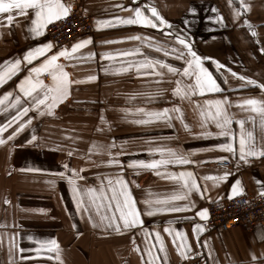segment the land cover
Returning a JSON list of instances; mask_svg holds the SVG:
<instances>
[{"label":"crops","instance_id":"crops-1","mask_svg":"<svg viewBox=\"0 0 264 264\" xmlns=\"http://www.w3.org/2000/svg\"><path fill=\"white\" fill-rule=\"evenodd\" d=\"M61 2L68 6L70 11L80 10L92 19L94 32L83 39L90 37L93 43L81 49L80 53L91 51L96 56L95 59L86 62L73 61L71 63L75 64V67L66 68L71 79H80L85 82L72 85L71 95L54 109L53 116L40 117L35 111H30L24 119L33 117L32 125L26 127L14 141H7L6 137L16 125L3 134L6 143L0 145V264H9V239L13 235L18 246L26 249L22 255L28 259L20 260V254L17 252L12 264H61V261L63 264H142V258L146 264L147 257L143 255L144 237L138 234V229L118 234L113 230L93 228L88 222V214H77L72 192L66 180L52 175V173L63 171V165L67 163L70 168L86 169L81 173L85 179L77 181V185L82 190L89 186L98 187L104 176L119 173V168L107 165L106 162L110 158L107 153L98 154L95 151L89 153V149L93 144L111 143L116 144V147L111 149L113 154L117 151L125 152L124 155L117 157L124 167L121 174L128 182L137 201V208L141 211L144 222L143 226L150 232L153 229L160 232L166 248L167 264H213V260L216 264H264V255H262L264 239H261L264 236V228L262 227H257L252 232L239 228L224 233L205 229L200 234L199 241L193 234L195 224L199 223L205 228L206 222L195 213L201 209H207V205L211 202L226 199L236 179L241 181L242 194L259 195V185L256 180L264 181V158H250L249 164L239 161L238 137L234 141V147L237 149L235 159L231 154L219 150L200 151L224 142V138H197L196 134L203 129L199 126V111L191 102L227 96L233 104L229 111L235 113L237 118H247L249 115L255 117L256 114L241 111L235 107V103L242 98L264 99V93L259 87L239 88L242 82L231 77L230 73H225L228 83H224L223 77L215 72L210 61H205V66L213 71L223 91L205 96L196 95L191 97V100L183 101L172 95V89L175 88V80L178 77L170 74L166 73L163 82L159 85L152 82L159 78L138 76L134 70L128 73L105 74L102 67L109 64V61L100 59L101 52H115L118 49L124 50L137 46H140L142 52L149 57L165 59L176 67L182 68L184 65L182 61L171 57L165 58L162 53L140 45L139 41L104 43L107 40L121 39L130 35H150L156 40L168 39L157 29L130 25L98 30L96 25L99 19L131 15L117 5L154 6L176 30L185 28L183 21L186 18L191 21L186 32L194 41L193 47L198 54L213 57L238 74L264 83V54L260 52V48L264 47V0H243V3L248 6L246 11L240 7L241 0H232L231 4L229 0H61ZM212 7H215L219 15L223 17L224 24H213L207 19L209 16L216 15L211 11ZM193 8L196 10L194 17L190 15ZM143 10L146 15H151L146 8ZM234 10L241 13L238 19L233 16ZM15 13L16 10H13L14 22L10 26L7 25V14L0 13V24L4 25L0 27V62L10 58L22 59L23 53L30 47L49 42L45 34L39 38H32L27 31L31 19L34 18L32 10H28L27 16H18ZM245 19L253 25L257 32L256 37H253L249 29L243 26ZM58 50L53 48L52 52ZM43 59L44 57H39L31 65H22V71L0 87V95L15 90L16 84L27 74L28 68L38 65ZM125 59L131 58L118 57L114 66L119 67V61ZM59 62L68 63L63 58ZM221 71L224 70L221 69ZM90 75H96L97 80L87 82V77ZM41 78L45 83L50 82L47 73L42 74ZM184 82L191 83L192 80L189 78ZM157 87L165 91L155 102H149L145 96L136 95L155 90ZM173 105L182 108L184 122L191 126V133L185 131L180 122L175 120L173 128L162 124L143 126L132 123V120L141 118L134 114L137 107L161 109ZM126 108L132 111L123 112L122 109ZM10 111L15 114L13 110ZM101 115L105 117L107 124L101 123ZM5 119L6 115L0 114V123H3ZM245 127L253 130L254 136L257 140L259 139L258 126L253 129L252 124L247 123ZM232 128L235 132H239L235 122ZM207 130L218 131L214 125H209ZM33 133L38 136V141L33 144L26 143ZM169 136L173 139H155L153 144L147 143L148 140L157 137ZM122 144L123 147H121ZM157 145L168 146L180 152L194 153L190 158L198 163L168 166V170L173 172L193 171L201 188L205 186V183L207 184L209 191L205 193L203 199L196 193L192 194L191 199L196 206L191 211L158 213L151 217L143 215L145 208V205L141 203L143 199L170 194L177 187L174 181L155 175L156 170H134L127 167V162L130 160L159 159V154H149L148 151L149 147ZM69 150H73L71 157L67 155ZM221 156L229 157L227 160L230 163L229 168L215 167L216 163L222 162L216 159ZM237 161L240 163L239 169L235 168ZM27 168L39 169V171H20ZM225 172L230 173L227 180L221 181L217 187H213V182L210 180L204 182L199 179L204 175L217 176ZM67 175L71 173H66ZM149 193L153 196L149 197ZM85 202L87 203V197ZM176 203L184 204L186 201ZM41 209L43 211H40ZM89 211L93 220L99 223L95 210L90 208ZM72 224L77 226L76 229L72 228ZM165 227L185 233L193 252H199L201 255L191 259L182 258L177 251L179 241L177 240L174 244L172 236L164 232ZM78 233L82 234L78 235ZM29 236L38 239H56L61 249L60 259H55V252H44L37 257L34 249L38 245L29 241L27 239ZM133 237L136 241L135 247L140 249L139 252L133 250L134 246L131 242ZM151 239L154 243L155 236L153 235ZM205 240L212 249V260L207 259L208 252L202 246ZM156 247L158 250L159 246ZM253 255L257 257L255 261H253ZM49 256L53 258L49 259ZM160 259L163 264V254H160Z\"/></svg>","mask_w":264,"mask_h":264},{"label":"snow or ice","instance_id":"snow-or-ice-1","mask_svg":"<svg viewBox=\"0 0 264 264\" xmlns=\"http://www.w3.org/2000/svg\"><path fill=\"white\" fill-rule=\"evenodd\" d=\"M232 0H229L231 4ZM123 11H128L131 15L122 17L119 15L114 16L112 19H99L96 21L97 29L115 28L119 26L138 25L144 28L157 29L163 34L166 40H156L150 35H130L116 40L104 41L106 44L122 43L125 40L139 41L140 45L149 49H154L157 53H162L163 57H171L175 60L182 61L183 67L173 66L171 63L166 62L165 59L152 58L145 55L142 52L140 46L116 50L115 52H101L100 59L109 61V64L102 67V71L105 74H120L135 71L138 76L145 77H157L152 81L159 85L163 82L165 74L178 77L175 80V88L172 89V95L179 97L181 101L184 99L191 100V97L199 95L205 96L206 94L221 93L223 89L217 82V78L213 71L209 67L205 66V61H210L211 65L215 69V72L219 73L224 79V83H228V77L225 73H230L231 77L238 79L242 83L238 86L243 89L248 86L259 87L261 92L264 93V83H259L257 80L247 77L245 75L238 74L231 68L220 63L213 57L203 56L198 54L194 49V41L191 40L186 32L187 26L191 24L189 19L183 21L185 28L176 30L174 26L167 21L154 6H135L125 7L124 5H117ZM241 9L247 10L248 6L241 0ZM146 8L151 15H146L143 10ZM13 10H16L15 15L27 16L28 10H32L34 18L30 21V26L27 27V31L31 34L32 38H39L45 34V29L49 24H52L56 20H60L67 16L70 9L61 0H0V13L7 14V25H12L14 22ZM215 16H209L207 19L213 24H224V19L215 7L211 8ZM240 11L234 10L233 16L238 19ZM190 15L193 17L196 15V10L193 8L190 11ZM0 24V27H3ZM243 26H246L253 37L257 36L252 24L248 20L243 21ZM92 39L85 38L72 44L71 48H61L56 52H52L54 44L52 42L40 43L34 47L27 49L21 58L7 59L0 62V87L6 84L20 71H22V65H31L33 61L39 57L44 59L35 66L28 68L27 74L21 78L15 86V90H10L0 95V114H5L6 119L3 123H0V145H3L7 141H14L15 138L25 130L26 127L32 125L33 117H29L27 120L24 117L28 116L30 111H35L38 116H53L54 109L71 95L70 89L72 85H78L84 83V80L71 79L70 73L66 71L67 67H75L76 62H86L95 59L96 54L94 52L80 53L81 49L86 48L92 44ZM259 43V41H257ZM261 54H264V47L260 48ZM48 53H51L48 55ZM78 53H80L78 55ZM118 57L131 58L119 61V67H115ZM139 57V58H138ZM63 58L68 63L59 62ZM221 69L224 71L222 72ZM166 70V72H165ZM47 73L50 77V82L45 83L42 79V74ZM191 79V83H185L186 79ZM97 80L96 75H90L87 77V82H94ZM165 90L157 87L155 90L137 93L136 95L145 96L149 102H155L159 97L163 95ZM14 96V98H12ZM195 104L196 109L199 111L200 121L199 126L203 131L197 133V138H224V142L217 143L210 148L201 149L200 151H212L219 150L231 154L233 159L237 155V149L234 147V141L238 137V155L239 161H243L244 164L250 163V158H264V99L261 98H242L235 103V107L239 108L243 112L255 113L256 116L249 115L247 118H237L235 113H231L229 109L233 107V104L229 101L227 96L223 98H209L202 102L191 101ZM10 110H13L15 114H12ZM103 111V110H102ZM125 113H130L131 109H122ZM135 115L141 118L132 120V123L136 125H154L162 124L168 128H173V121H179L185 131L191 133V126L184 122V113L181 107L173 105L171 107H163L161 109H147L144 107H137L135 109ZM258 117V121H257ZM100 121L102 124H107L105 117L101 115ZM235 122L239 127V132H235L232 128V124ZM247 123L252 124V128L257 126L260 130V136H254L253 130L247 129L245 126ZM16 127L13 131L7 135L6 140L3 134L10 128ZM209 125H214L218 130L216 132L208 131ZM110 127V125H109ZM38 136L33 133L26 141L28 144H33L38 141ZM155 139L171 140L173 137H157L152 140H148V144H153ZM127 143V142H124ZM22 146V145H21ZM116 147L115 143L108 145H96L93 144L89 149V153L96 152L98 154L107 153L109 160L106 162L108 166H117L119 173L115 175L104 176L100 180L98 187L89 186L84 190L77 185L78 180H84L85 177L81 175L86 171L85 168H70L67 163L63 165V171L52 173L54 176H59L61 179H65L72 192V199L75 205L77 214H88V222L91 223L93 228H102L104 230H113L118 234H124L130 232L133 229H138V234H142L144 237V250L143 255L147 257L146 264H161L160 254L164 255L163 264H167V254L164 244V240L161 237L159 231L153 229L151 232L148 228L144 227V222L141 218V211L137 208V201L135 200L128 182L124 179L123 173L124 167L122 162L117 158L124 155L125 152L117 151L115 154L111 152V149ZM123 147V144L121 145ZM149 154H159V159H151L145 161L143 159L130 160L127 162V167L138 169H151L156 170L155 175L160 176L163 179L174 181L177 187L170 193L164 195H158L154 198H146L141 201L145 205L143 209V215L154 216L158 213H181L191 211L195 208V202L191 199L192 194L196 193L204 198L205 193L209 191L207 184L201 188L198 184L197 177L193 171L182 170L179 172H173L168 170L169 165L182 166L188 164L198 163L191 160V156L194 153L180 152L168 146H155L149 147ZM67 155L71 157L73 150H69ZM219 161H227L229 157L221 156L216 158ZM236 162L235 168L239 169L240 163ZM203 163V162H199ZM99 166V165H97ZM20 171H39V169L27 168L20 169ZM66 173H71L67 175ZM230 173L225 172L223 175H204L199 179L207 182L212 181L213 187H217L221 181H226ZM99 179V177H98ZM51 183V181L49 182ZM134 183V182H133ZM259 185V195L264 197V181L256 180ZM139 187V185H137ZM243 193L241 187V181L236 179L230 188L228 199H232L236 195ZM153 194L149 193V197ZM87 197V203L85 202ZM178 201H186L184 204H178ZM8 203V201H5ZM95 210V215L99 217V223L93 220V217L89 209ZM40 211H43L42 209ZM67 211V209H66ZM196 216L201 220L208 219L207 209H201L197 211ZM76 225L72 224V228L76 229ZM205 231V228L197 223L193 226V234L197 241H199L200 234ZM164 232L168 233L173 238V243L179 241L177 251L179 255L184 259H191L195 256L201 255L199 252H193L191 245L188 243L187 236L182 231H177L171 227H165ZM173 233L175 235L173 236ZM82 233H78L80 235ZM155 236V242H152L151 237ZM29 241L38 245L34 249L39 257L42 253L55 252V259H60L61 249L56 239H38L33 236L27 238ZM264 239V236L261 237ZM132 244L133 250L139 252L140 249L135 247L136 241L133 237ZM158 250H157V247ZM203 248L208 252L207 259L212 260V249L208 245V241L203 242ZM26 249L20 248L16 243L15 235L9 239V264H12L16 258L18 252L19 259L25 260L28 257L22 255ZM264 255V254H262ZM49 259L53 257L49 256ZM257 257L253 255V261ZM61 264L63 262L61 261ZM142 264H144L142 258ZM213 264L216 261L213 260Z\"/></svg>","mask_w":264,"mask_h":264},{"label":"built area","instance_id":"built-area-1","mask_svg":"<svg viewBox=\"0 0 264 264\" xmlns=\"http://www.w3.org/2000/svg\"><path fill=\"white\" fill-rule=\"evenodd\" d=\"M92 19L80 10H72L67 16L49 24L45 36L54 44V49L69 48L84 37L92 35ZM217 168H229L230 163L222 161ZM208 219L204 223L207 231L224 233L243 228L252 232L257 227L264 228V197L242 194L232 199H222L207 205Z\"/></svg>","mask_w":264,"mask_h":264}]
</instances>
